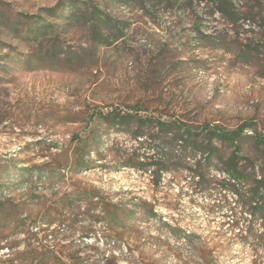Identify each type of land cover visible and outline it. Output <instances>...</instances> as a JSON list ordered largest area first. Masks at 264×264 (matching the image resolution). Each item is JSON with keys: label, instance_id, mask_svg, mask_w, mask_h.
Instances as JSON below:
<instances>
[{"label": "rangeland", "instance_id": "374dc122", "mask_svg": "<svg viewBox=\"0 0 264 264\" xmlns=\"http://www.w3.org/2000/svg\"><path fill=\"white\" fill-rule=\"evenodd\" d=\"M147 1L0 0L16 18L0 22V264H264L262 220L240 207L264 180L254 141L264 137V0ZM81 3L121 31L92 46L90 18L63 25ZM33 22L56 26L58 39H25ZM52 45L63 66L44 63ZM111 114L131 117L112 126ZM145 118L155 139L159 120L249 126L238 141L243 197L221 189L216 160L196 186L192 159L161 177L132 168L162 149L134 138ZM216 144L217 157L232 154Z\"/></svg>", "mask_w": 264, "mask_h": 264}, {"label": "trees", "instance_id": "16d2710c", "mask_svg": "<svg viewBox=\"0 0 264 264\" xmlns=\"http://www.w3.org/2000/svg\"><path fill=\"white\" fill-rule=\"evenodd\" d=\"M124 1L128 3L129 0ZM147 2L149 3V0ZM71 5V10L68 13V17L63 22V25L66 26L67 23H73V21L85 20L86 18H90L91 22L90 27L88 26V31L91 35V38H93L91 44L92 46L97 48L101 45H105L109 38L108 36H106V39H103L104 33L113 35L116 34V32L121 31L118 24L111 22L107 17L101 14L99 9L91 8L87 3ZM60 7L61 6L57 4L54 7L48 8L44 11H47L49 17H55ZM142 7H145V5ZM4 12L5 7L0 4L1 23L5 25H11L16 22V18H12L11 16L8 17L4 14ZM29 18L30 17H28L27 19ZM33 23L35 27H33V25L31 28L25 30L24 32L20 31L24 35L25 39H32V41H37V39L41 37V34L48 32L51 33L50 37L54 39L52 40V42L58 39L59 31L56 26L47 25L41 22ZM111 35H109L110 38ZM261 36V48H264V29ZM55 46L56 45H52L50 47V50L48 47L49 51H46L43 55V57L45 58L44 63L50 66H63L65 63L63 60H59V56L55 52ZM127 117L131 116L125 114H122L120 116L111 114L109 116V120L106 121L107 124H110L112 126H125L128 124V122H126ZM149 123H151L150 120L147 121L146 118L139 119V123L135 128L136 132L134 133V138L142 141L140 142V145H142L143 143L154 142L156 140L158 145L162 146L161 152H158V149L151 150L153 156L150 157L145 155V152H143L142 154L145 156L140 157L137 164H132V168L144 169L146 171H150L153 174L157 173L159 177H161L164 171H169L171 169L170 167H176L175 165L178 161L185 162L188 159H192L194 161V164L191 168H188V171L191 173L192 178L198 179V182L194 184V186H196L198 183H200V180H202L206 176V173H204L205 169L216 160L218 163H221L223 165V173H225L229 179L228 185L230 187L224 185L221 187V189L223 191H228L236 194L239 197L241 196L235 189L236 185H238V183L240 182L239 180L243 176L240 172L239 156L237 155V153L239 152L238 141L243 135L246 127L249 126H242L237 131L224 133L217 126L212 127L210 125H203L200 130H197L188 126L177 127L173 123L159 120L155 122L156 131L154 133L158 135V138L155 139L152 137V135L146 133V127ZM201 136H203V138H200ZM165 140H168L169 143H163V141ZM254 141L257 146L264 149V137L255 136ZM216 143L229 144L233 149L232 154L226 159L217 157L218 150ZM189 154H191V156H188ZM160 164H163L162 168H160ZM30 189L32 190L29 191V194H33L34 196H36V190H34V188ZM261 189H264V180L256 182L255 188H252L246 192L249 195V202H243L240 207L244 208L245 205H249L250 208H248L247 213L251 218L256 216L261 218L264 228V200L259 201L258 203H255L253 201L257 196L260 195ZM9 199L10 198L3 199L2 201H10ZM4 206V204L1 205V207ZM235 223L236 224L234 227H237L238 223ZM35 231L38 232V228H35ZM258 246L264 250V230L258 238ZM3 249L4 246H0V253ZM31 255L36 256L35 253ZM14 261L15 260H11L9 264H13Z\"/></svg>", "mask_w": 264, "mask_h": 264}]
</instances>
